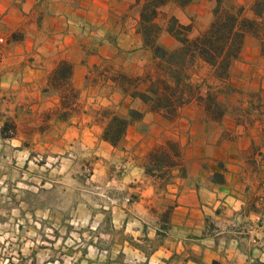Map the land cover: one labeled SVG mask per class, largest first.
<instances>
[{
	"label": "crops",
	"instance_id": "0c3cea01",
	"mask_svg": "<svg viewBox=\"0 0 264 264\" xmlns=\"http://www.w3.org/2000/svg\"><path fill=\"white\" fill-rule=\"evenodd\" d=\"M138 18L135 0H0V102L17 83L41 96L49 74L67 60L80 110L145 111L120 79L144 75L152 62ZM15 32L21 36L14 38ZM229 84L232 91L219 95L225 103L220 122L204 121L195 103L174 123L146 112L147 131L131 126L117 148L101 140V130L82 128L80 117L64 120L67 143L95 141L101 160L118 158L125 175L91 180L89 186L104 193L100 204L79 201L71 209L86 226L61 264H264V30L261 38L245 37ZM206 85L222 88L216 81ZM42 96L59 104L56 94ZM163 134L183 144L185 177L173 170L162 189L140 161ZM14 140L15 150L23 151L22 141ZM41 187L37 183L34 192Z\"/></svg>",
	"mask_w": 264,
	"mask_h": 264
},
{
	"label": "rangeland",
	"instance_id": "374dc122",
	"mask_svg": "<svg viewBox=\"0 0 264 264\" xmlns=\"http://www.w3.org/2000/svg\"><path fill=\"white\" fill-rule=\"evenodd\" d=\"M234 2L243 15L250 16V0ZM138 9L135 2V11ZM211 9L212 4L208 0H192L184 8L169 2L162 12L176 17L181 24L191 25V34L195 37L209 27ZM13 36L19 38L21 34L15 32ZM261 37L263 32L258 38ZM162 42L168 47L174 46V41L168 36H164ZM8 62L10 64L11 59ZM197 76H204L209 83L215 82L205 67L197 69ZM42 94L39 96L37 91L22 83L2 92L4 101L0 102V130L5 122L13 124L15 132L9 126L7 135L14 134L13 139L22 141L24 150H15V140L4 141L0 133V264H61L67 261L65 255L69 251L66 249L80 239L78 230H84L86 226L84 221L76 220L71 209L79 201L100 204L101 197L98 195L104 191L101 188L92 189L89 186L92 179L117 180L120 175H125L124 169L118 166V158L101 160L95 141L90 140L83 147L67 143L63 136L68 126L59 117L61 107L43 98ZM78 100L79 92L75 89L74 106L66 117L68 120L80 117L82 128L87 131H102L108 114L116 113L113 106H89L87 110H80ZM15 102H23V106L17 109ZM138 128L139 125H136ZM159 139L152 148L175 138L163 134ZM152 148L140 161L142 165ZM97 165L102 170L100 175L96 172ZM37 183L44 185L45 189L41 187L35 193ZM51 183L53 188L48 192L46 188ZM49 206L51 214L47 212Z\"/></svg>",
	"mask_w": 264,
	"mask_h": 264
},
{
	"label": "trees",
	"instance_id": "16d2710c",
	"mask_svg": "<svg viewBox=\"0 0 264 264\" xmlns=\"http://www.w3.org/2000/svg\"><path fill=\"white\" fill-rule=\"evenodd\" d=\"M191 1L135 0L139 7L138 33L143 48L151 54L152 62L144 75L121 76L120 79L124 92H129V96L139 100L146 109L139 111L130 108L126 115L108 114L101 140L113 148L121 145L131 126L139 125L138 132L141 133L147 131L143 123L146 112L172 123L179 119L183 109L195 103L200 107L204 121H221L225 103L219 99V95L232 91L229 84L231 65L241 55L245 36L262 35L264 0H250V16L243 15L234 0H208L212 4V21L204 32L195 37L191 34V25L181 24L176 17L162 12L169 2L184 8ZM164 36L171 37L174 46L163 44ZM200 67L207 68L211 77L222 88L214 89L206 85L204 79L196 81L194 78ZM72 74V63L62 60L49 74L42 89L43 94H56L59 97L62 109L59 117L64 120L74 106ZM143 84L146 87L141 90L139 87ZM9 126L15 132V126L5 122L0 130L2 139L15 137L14 134L7 135ZM183 149L184 146L178 139H168L152 148L143 165L145 175L157 180L162 189L171 183L173 170L177 169L180 177L184 178ZM214 177L216 181L222 179L220 174Z\"/></svg>",
	"mask_w": 264,
	"mask_h": 264
}]
</instances>
